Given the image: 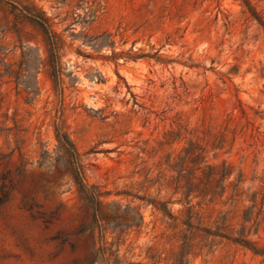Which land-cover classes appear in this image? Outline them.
<instances>
[{"label":"rangeland","instance_id":"1","mask_svg":"<svg viewBox=\"0 0 264 264\" xmlns=\"http://www.w3.org/2000/svg\"><path fill=\"white\" fill-rule=\"evenodd\" d=\"M12 1L63 38L64 92L39 29L0 1V264H264L183 224L264 243V25L244 1ZM58 128L110 193L100 261Z\"/></svg>","mask_w":264,"mask_h":264},{"label":"trees","instance_id":"2","mask_svg":"<svg viewBox=\"0 0 264 264\" xmlns=\"http://www.w3.org/2000/svg\"><path fill=\"white\" fill-rule=\"evenodd\" d=\"M5 5L8 6L10 12L16 18H23L28 20L32 24H34L39 31L41 32L47 51V62L46 65L49 68V75L54 83L55 90H61L63 93V89L61 85L63 84L62 76H63V68L61 64L60 52L64 46V40L60 36V34L53 28V23L51 19L47 16L44 10L38 7L33 1L28 2L27 4H15L12 0H0ZM248 11L251 13L252 17L258 19V21L262 23V20L258 18V14L255 9L251 6L248 0H243ZM56 137L60 142L61 146L65 149L68 159H69V171L72 177L73 182L78 187V193L81 197V200L88 207L91 217V222L89 223V227L92 228L93 232L98 234L97 243H101V246L95 250V256L93 262L100 261L104 255L110 251V248L107 247V238L106 232L107 227L102 223V204L104 199L110 195L109 192L102 191L97 185H89L85 179V170L84 165L81 162L80 154L78 153L76 146L69 134L62 129H56ZM196 171H201L203 178H209L211 175L209 170H213L212 167L208 168V171L203 169L201 166H198ZM225 178V177H224ZM120 194V193H119ZM123 194V193H122ZM130 196V194H124ZM134 198L136 196H133ZM145 203L151 204L153 208L157 211L161 212L162 215L170 220H178V217L172 212L169 208L168 202H163L156 199H142ZM139 220L141 225L143 223V216L141 212H138ZM136 224L133 222L127 225V228H131ZM184 225H186L190 230L201 231L207 236H214L225 238L229 241H232L235 244H239L242 247L248 249L256 256H260L264 258V243H260L259 241L253 242L243 238H233L224 234L220 231H215L210 228H199L194 226L189 221H184ZM122 226L121 222H116L113 226V232H115L118 228ZM112 253V252H111Z\"/></svg>","mask_w":264,"mask_h":264}]
</instances>
